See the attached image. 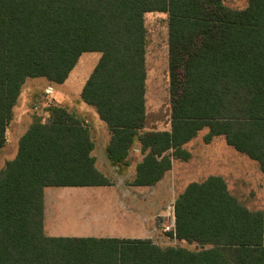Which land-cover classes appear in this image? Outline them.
I'll list each match as a JSON object with an SVG mask.
<instances>
[{
	"label": "trees",
	"instance_id": "16d2710c",
	"mask_svg": "<svg viewBox=\"0 0 264 264\" xmlns=\"http://www.w3.org/2000/svg\"><path fill=\"white\" fill-rule=\"evenodd\" d=\"M150 12L167 14L170 128L139 134ZM87 52L100 58L80 99L107 125L112 163L137 140L133 186L151 187L172 159H188L182 146L202 129L205 143L223 136L264 170V0L242 10L224 0H0V151L25 81L62 84ZM47 110L0 170V264H264V212L245 208L218 176L188 184L173 205V236L199 250L44 235L45 188L112 185L84 122L59 105Z\"/></svg>",
	"mask_w": 264,
	"mask_h": 264
},
{
	"label": "rangeland",
	"instance_id": "374dc122",
	"mask_svg": "<svg viewBox=\"0 0 264 264\" xmlns=\"http://www.w3.org/2000/svg\"><path fill=\"white\" fill-rule=\"evenodd\" d=\"M224 3L231 9L242 10L247 6L248 0H224ZM143 20L146 30L145 123L139 134L147 131H167L170 128L167 14L145 13ZM99 58L100 53L98 52L83 53L62 84H51L44 78H30L25 81L19 101H17V119H13L11 122L13 125L9 128V143L0 157V170L4 167V160H12L16 155L18 140L15 139L16 131L12 128H17V132L23 133L24 127L36 118H40L44 122L47 121L49 106L60 105L84 122L85 119L92 118L91 113H93L99 122L96 111L80 101L81 89ZM49 87H52V93L49 91ZM100 123L107 133L105 123L101 121ZM103 128L94 125V130L91 131L96 143V159L99 162L96 166L99 171L111 178L105 172L109 169L102 164L104 158L103 139L105 138L104 142L107 145L109 138L108 133L105 136ZM207 132V129L198 131L196 136L184 146L185 150L191 151V160L176 161L172 172L166 173L161 183L148 191L146 190V193L137 200L140 203L137 213L142 215L141 218H146V229L153 230L155 224L158 225V231L150 241L160 247H182L191 251L201 248L196 243L175 239L171 235L172 231H166L164 227L171 223L175 199L184 191L185 187L193 182H202L207 177H222L226 182L228 192L240 204L250 211L264 212V170L258 162L227 145L222 136L215 137L209 144H206L203 138ZM14 142L16 150H14ZM135 144H137V140ZM131 158L136 161L139 159L137 155L133 154H131ZM126 178L124 179L126 180ZM127 183V181L121 180L117 186L113 187L44 189V206L47 212L43 219L44 235L49 236L54 233L57 236L107 237L112 235L115 237L117 234L112 230L106 232V229H103L101 218L93 221L94 226L97 227L95 229L90 224V219L81 220L86 217L82 214L106 208L110 204L109 196L115 194V190L119 188H128ZM132 190L135 194L137 193L136 189ZM153 192L158 194L152 197L150 194ZM162 205H164L163 215L155 219L151 218ZM81 225H86V229ZM52 227L54 229H51ZM129 235L139 239L144 237L142 233Z\"/></svg>",
	"mask_w": 264,
	"mask_h": 264
},
{
	"label": "crops",
	"instance_id": "0c3cea01",
	"mask_svg": "<svg viewBox=\"0 0 264 264\" xmlns=\"http://www.w3.org/2000/svg\"><path fill=\"white\" fill-rule=\"evenodd\" d=\"M144 66H145V56H144ZM145 72H146V69H145ZM145 81H146V78H145ZM51 84H53V83H51ZM49 91L52 93V87H49ZM144 99H145V94H144ZM17 101H19V97H18V100ZM80 101H81V99H80ZM16 107H17V102L14 105V107L12 108V119H11V122L13 121V119L14 120L17 119ZM89 107H91V106H89ZM91 108H93V107H91ZM91 117L92 118H88L87 120L85 119V122L81 118L80 119L84 122L85 126L88 128L89 133H90V138H91V140L94 143V149L91 152V155L95 159V166H96V165H98L99 162H98V159H96V155H95L96 143H95V141H94V139L92 137L91 131L93 132L94 125L99 126L101 128H103V127H102V125L100 123L101 120L99 119V122H98V120L94 117L93 113H91ZM11 122H10V124H9V126H8V128L6 130V133H5L6 144L2 148V150L0 151V157L4 153V150H5L6 146H7V143H9V139H8V137H9V131H10L9 128H10V126L13 125V123L11 125ZM101 122H103V121H101ZM15 123H16V121H15ZM30 124L31 123H28L24 127L23 133H21V131L17 132L18 131L17 128H12V129H14L16 131V133H15V139L16 140H19V138L28 129V127L30 126ZM16 127H18V126H16ZM106 127H107V125H106ZM104 131H105V136H107V133H108L109 138H110V132H109L108 128H107V131H108L107 133H106V130L105 129H104ZM216 137H218V136H216ZM109 138H108V142H109ZM213 138H215V137H213ZM104 139H103V143L104 144L102 146V149H103V152H104V158L102 160V164L105 165V166H107V168L109 169V171H105V172L107 174H109L111 176V178H108L106 176V174L102 173L101 171L100 172L105 177H107L110 180V182L112 183V185H110V187H113L115 185L117 186L118 183H119V181L123 180V181H127L128 182L127 183L128 188H126V189H123V188L120 189L119 188V189L115 190L116 193L109 196L108 200L110 201V204L106 208L101 209L100 211H97V212L95 210H92L90 212L87 211L86 214H82V216H86V217L85 218H82L81 220L90 219L91 220V223L90 224H92L93 227H95V229H97V227L94 226V222L93 221H96V219H98V218L100 219L101 218L103 220L102 221V223H103V229H106V232L112 230L113 233H116L117 234L115 237H113L112 235H108L107 237H95V238L139 239L138 237H136V238L130 237L129 234H136V233L139 234V233H142V234H144L143 239H150V240H152L155 237L156 232L158 231V225L155 224V227H154L153 230L146 229V222H145L146 218H141L142 215L140 216L137 213V209H138V207H140V203H138L137 200L139 198H141L144 195V193H146V190L148 191V189H151L154 186H156L159 183H161V181L164 178L165 174L168 173V172H172L173 167H174V164L176 163V161H189V160L192 159L191 151H187V150L184 149V146L188 142L182 146V150H184L186 153H189L188 154V159H186V160L176 159V158L172 159L170 170H168L163 175V177L155 185H153L151 187H147V186H133L132 185V181L134 180V177H135V168H136V165L138 163H140L141 160H142V158H143V155L140 152V145L138 144V142H137V144H135V142H134L133 146L128 151V155H127V158H126V160H125L124 163H112L107 158V156H106L105 150H106L107 145H105ZM108 142H107V144H108ZM209 143H206V144H209ZM14 150H16L15 142H14ZM131 154H133L134 156L137 155L139 159L136 161L134 158H131ZM7 161L8 160H4L3 161L4 165H5V163ZM96 168H97V166H96ZM97 170L99 171L98 168H97ZM125 177H127L126 180L124 179ZM120 178H121V180H120ZM220 178H222V177H220ZM224 182H225V180H224ZM61 188H64V187H61ZM128 189L130 190V192H129ZM132 189H136L137 190V193L135 194V192H133ZM157 194L158 193L153 192L152 194H150V196L155 197ZM163 207H164V205L160 206L159 209L157 211H155L154 215L151 218L155 219V218L161 217L163 215V213H164ZM141 208H143V207H141ZM45 214H47V212H46L45 206H44V190H43V219L45 217ZM173 224H174V217H173V212H172V220H171V223H169L165 227H168L169 228V231L171 232L172 229L174 228V225ZM81 226H84L85 229H86V225H81ZM51 229H54V227H52ZM171 235H173V231L171 232ZM49 237H74V236H57L54 233H51L49 235Z\"/></svg>",
	"mask_w": 264,
	"mask_h": 264
},
{
	"label": "built area",
	"instance_id": "2783aa9c",
	"mask_svg": "<svg viewBox=\"0 0 264 264\" xmlns=\"http://www.w3.org/2000/svg\"><path fill=\"white\" fill-rule=\"evenodd\" d=\"M164 228H165L166 231H169V228L168 227H164ZM172 231H173V229H172Z\"/></svg>",
	"mask_w": 264,
	"mask_h": 264
}]
</instances>
